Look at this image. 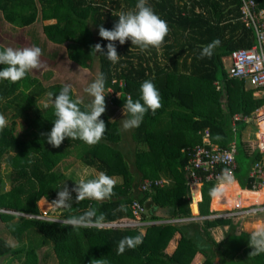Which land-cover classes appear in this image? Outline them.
Instances as JSON below:
<instances>
[{"label": "trees", "instance_id": "obj_1", "mask_svg": "<svg viewBox=\"0 0 264 264\" xmlns=\"http://www.w3.org/2000/svg\"><path fill=\"white\" fill-rule=\"evenodd\" d=\"M255 1L264 8V0ZM136 3L137 0H0V50L15 43L19 35L26 36L30 47H40L49 58L56 54L47 53L46 47H62L69 61L97 76L104 75L105 91L109 86L115 90L105 96L106 112L101 119L107 131L99 143L89 146L79 139L66 138L59 148H53L46 135H41L51 131L55 120L48 93L58 94L65 84L44 82L32 71L17 83L0 81V114L14 113L12 121L0 131V223L4 224L0 260H7V264H40L38 252L44 247L49 249L46 258L51 256L56 264H96L99 259L100 264H191L198 253L205 257L203 264H264V257L250 255V234L230 235L231 244L217 243L212 238L210 229L231 225L230 220L156 223L193 217L188 198L189 173L185 168L193 148L204 144L206 132L212 143L226 147L236 142L238 150L235 180L241 187L235 182L230 187L238 188L235 193L216 198V209H233L250 199L242 189L254 190L248 175L264 155L238 140L245 122L232 127V119L235 114L251 116L264 105V98L255 97L254 90L243 81L229 78L222 61L233 51L255 44L253 31L240 20L241 0H148L169 27L163 46L141 52L131 41L124 45L117 41L121 58L112 64L106 57L109 42L99 36V27L111 30L118 22V14L135 11ZM7 30L17 34H8ZM217 40L219 45L211 57L200 58L202 48ZM97 43L105 55L92 50ZM22 47L25 46L17 43L16 49ZM3 67L0 65V70ZM145 80L155 84L163 106L155 115L148 112L140 126L128 131V135L121 125L124 115L114 117L123 110L127 97L134 101L140 98V85ZM71 95L78 99L73 89ZM42 99H47V108ZM91 99L80 100L82 110L87 109ZM19 123L23 131L17 133ZM247 127L255 132L250 137H246ZM247 127L243 140L259 142L258 126ZM73 154L89 169L116 178L115 195L77 204L76 193L72 192L71 208L57 209L55 219L41 218L40 201L52 203L57 189L67 185L71 191L76 186L78 181L61 167ZM3 164L6 170L2 169ZM95 177L89 175L85 180ZM147 179H163L167 183L143 190L141 185ZM217 183L203 182L202 217L211 215L209 191ZM200 198L199 188L198 201ZM135 200L146 207L143 221L151 225L98 226L131 218L130 205ZM89 209H96L97 215L102 213L105 219L79 228L63 224ZM159 210L166 211L165 215L156 214ZM177 233L181 235L178 246L168 255L165 250ZM137 235L143 238L141 245L117 254L123 237ZM237 246L244 247L245 258L235 260ZM218 256L220 262H216Z\"/></svg>", "mask_w": 264, "mask_h": 264}, {"label": "clouds", "instance_id": "obj_2", "mask_svg": "<svg viewBox=\"0 0 264 264\" xmlns=\"http://www.w3.org/2000/svg\"><path fill=\"white\" fill-rule=\"evenodd\" d=\"M135 11L121 12L118 14V22L109 30L99 27V36L109 43L107 44V59L116 64L121 56L118 55L115 42L124 45L126 41H131V45L137 47L141 52L150 48L159 50L169 33V27L165 20L157 15L148 0H137ZM219 45V41H214L202 48L200 58L211 57L214 47ZM96 53L104 54L101 44L94 45L92 50ZM105 55V54H104ZM42 49L38 46L22 47L14 49L5 47L0 50V81L17 83L26 78L27 74L41 67ZM106 80L103 74L85 88V92L92 97L86 110L80 107L81 101L72 98L71 85H64L58 94L48 93L50 103L54 107L55 120L53 127L46 135L47 143L53 148H59L66 138L71 140L79 139L89 146L99 143L107 126L101 116L106 112L105 101ZM54 97V99H53ZM49 106L45 104V108ZM163 106L159 90L151 80H145L140 85V98L133 100L127 97L123 105L122 129L130 131L138 128L143 122L148 112L155 115L157 110ZM113 122L110 120V123ZM7 127V120L0 114V131ZM235 177L228 169H224L218 177V184L209 191L212 198H220L234 184ZM116 180L104 172H100L95 178H81L75 183V187L69 191L67 185L57 189V198L52 202V206L58 209H69L72 207V192L76 193L75 203H80L86 199L103 201L111 199L115 195L114 187ZM124 210V206H121ZM105 219L104 214L97 215L96 209H89L78 217H71L63 221L65 226L72 228L87 227L91 224L100 223ZM143 243L141 235L123 237L117 245V254H123L127 249H135ZM249 247L252 249L251 256L264 254V223H257L255 229L249 235ZM92 264V262H91ZM100 264V259L96 260Z\"/></svg>", "mask_w": 264, "mask_h": 264}, {"label": "built area", "instance_id": "obj_3", "mask_svg": "<svg viewBox=\"0 0 264 264\" xmlns=\"http://www.w3.org/2000/svg\"><path fill=\"white\" fill-rule=\"evenodd\" d=\"M240 20L244 26L253 31L255 35V44L248 49H238L223 58V64L229 78L243 81L248 88L254 90L255 97L264 98V8H260L255 0H241ZM257 121V125L264 121V105L257 109L251 116L235 114L232 119L233 126L237 122L244 121L246 124ZM253 148L258 149L259 153L264 155V134H261L259 142L253 143L245 140ZM203 145L193 148L190 154V160L186 166L189 173V198L192 203L191 195L196 186L200 189L204 181L218 182V177L224 169H228L235 177L238 161V150L236 142H231L226 147L219 146L211 142L209 133L206 132L203 139ZM249 178L253 180V187L260 189L264 186V159L256 162L249 173ZM166 180H145L141 187L143 190H151L153 187H163ZM132 211L131 218H122L110 223H100V228H136L151 225L150 222H144L143 216L147 213L145 206L139 201H133L130 205ZM236 212L225 214V217H234L241 214L246 215H264V204L251 206L242 210L236 209ZM198 220L193 218H173L156 223L178 224L188 221Z\"/></svg>", "mask_w": 264, "mask_h": 264}, {"label": "rangeland", "instance_id": "obj_4", "mask_svg": "<svg viewBox=\"0 0 264 264\" xmlns=\"http://www.w3.org/2000/svg\"><path fill=\"white\" fill-rule=\"evenodd\" d=\"M7 28V27H6ZM8 31V30H7ZM8 34H17L8 31ZM21 37H17L15 39V43H11L8 45L9 47L12 46V48L16 49L17 43L25 46V47H30L29 46V39L27 37H23L22 35H19ZM31 45V44H30ZM43 45V44H42ZM7 46V47H8ZM44 48V46L42 47ZM65 49L59 46L52 45L49 47H46V52L54 53L56 54L55 58H49L47 57V54L41 56V67L39 69L33 70V74H38L40 77H42L44 82H58L61 84H67L71 85V88L74 90V93L76 94V97L83 102V100H89V95L85 92V88H87L97 77L96 72L94 71H89L86 69L80 68L78 65L72 63L69 61L67 58H65L64 55ZM113 90V91H112ZM115 93V90L112 89L110 86L107 87L105 94L106 96H109L110 94ZM112 96V95H111ZM44 99H42L43 101ZM45 104L47 103V99L44 100ZM45 104H43L45 106ZM14 113L12 111H9L8 113L4 114L7 124L12 121ZM123 116V110H120L116 113L114 118H121ZM124 119L121 118V120ZM252 124L257 125L256 120H252ZM22 124L19 123L17 127V133L22 132ZM122 125V121H121ZM259 127V126H258ZM248 128V127H247ZM260 128V127H259ZM247 130V129H246ZM128 132V131H126ZM254 130L251 128H248L246 131V137H250V135L254 134ZM129 135V132H128ZM127 135V136H128ZM240 139V136L238 138ZM238 160V159H237ZM62 169L65 171L67 175L72 176L75 180L79 181L81 178H88L89 175L97 176L98 173L94 169H89L87 166H84L73 154L71 157L65 159L61 163ZM2 169L6 170L5 165H2ZM8 188V184L7 187ZM195 191H193L194 194ZM192 194V195H193ZM191 195V196H192ZM197 195L199 197V190L197 192ZM214 204L216 201V198L214 199ZM212 200V202H213ZM52 203L45 202L44 200L39 202V208L41 211V218L44 219H55L57 218V209L54 206L51 205ZM211 203V207L215 211H221L217 210L215 205ZM234 209H240V207H234L233 209L225 210V211H230ZM56 212V213H55ZM166 211H158L157 214L160 216H164ZM224 212V211H223ZM220 212V213H223ZM56 214V215H55ZM4 228V224L1 225L0 223V232ZM170 244V243H169ZM168 248V247H167ZM171 249V248H169ZM168 251V249H167ZM49 252V249L47 247L41 248L38 252L39 259H40V264H56L55 260L50 256L46 258V254ZM166 252V250H165ZM168 253V252H167ZM46 258V259H45ZM0 264H7V260H0ZM13 264H21L19 261H14Z\"/></svg>", "mask_w": 264, "mask_h": 264}, {"label": "crops", "instance_id": "obj_5", "mask_svg": "<svg viewBox=\"0 0 264 264\" xmlns=\"http://www.w3.org/2000/svg\"><path fill=\"white\" fill-rule=\"evenodd\" d=\"M223 102H225V99H223ZM249 124H252V122H250ZM247 125L248 124L245 123L244 128L240 132V139H241L242 142L245 141L242 138V133H243V130L247 127ZM252 125H255V124H252ZM232 127H234L233 123H232ZM259 131H260V129H259ZM259 131H258V133H259ZM114 179L116 180V178H114ZM236 182L239 185L238 181H236ZM230 187L224 193V196H230V195H232L233 193H235L238 190V188H234L233 189V188H230ZM198 190L199 189H197L194 192V194L192 195V198H193L192 199V203L190 202L191 210L192 209L194 210V206L197 207V204H195V203L199 199V197L197 195ZM242 190L246 193V195H250V199L242 201L238 206H235V207H240V208H242V210L245 211V209H247V208H243V207H249V206H253V205L257 206L259 204L260 205L264 204V189L263 190H259V189H255V190L242 189ZM200 195H201V198L198 201L199 213H200V203L202 201V187L200 189ZM188 198H189V196H188ZM189 200H190V198H189ZM212 200H213V198H211V202H210V206H209V212L211 213L210 216L202 217V216H200V214H197V210H196V212L194 211V213H193V210H192V215H193V217H197L198 218V220H193V222H198V223H201L205 219L214 220V219H220V218H223L225 220L227 219V220H230L232 222L231 225H223V226L221 225V226L214 227V228L210 229V233L212 235V238L217 243L224 242L226 244H231V242L229 241L230 235H234V236L240 237L241 233L250 234L255 229V225L257 223H264V215L263 214H256V215L241 214L239 216H234V217H225V214L230 213V212H236L237 210L234 209V210H230V211H225V210L215 211L211 207V203L214 204V200H213V202H212ZM220 212H223V213H220ZM158 222H161V221H158ZM188 222H191V221H188ZM180 238H181V235L179 233L174 235V237L172 238V240H171V242H170V244H169V246L167 248L168 251L166 249V253L168 252L167 253L168 255H172L173 254V252L175 251V249L178 246V242H179ZM239 247L240 246L236 247L239 251L235 255V260L239 259L240 257H242V258L246 257L245 254L243 253L244 247H241L240 249H239ZM169 248H171V249H169ZM258 256L264 257V254H260ZM204 260H205L204 255L201 254V253H198L191 264H203ZM216 262H220V257L219 256L216 258ZM223 264H225V263H223Z\"/></svg>", "mask_w": 264, "mask_h": 264}, {"label": "bare ground", "instance_id": "obj_6", "mask_svg": "<svg viewBox=\"0 0 264 264\" xmlns=\"http://www.w3.org/2000/svg\"><path fill=\"white\" fill-rule=\"evenodd\" d=\"M257 126H259L258 128L260 129L259 133H258V137H259V140L261 138V134H264V121L261 122L260 124H258ZM200 187L199 186H196V188L194 189V191H196L197 189H199ZM264 189V186L262 188H260L259 190H263ZM251 207V206H249ZM249 207H243V208H249ZM197 210V207L194 206V211L196 212Z\"/></svg>", "mask_w": 264, "mask_h": 264}, {"label": "water", "instance_id": "obj_7", "mask_svg": "<svg viewBox=\"0 0 264 264\" xmlns=\"http://www.w3.org/2000/svg\"><path fill=\"white\" fill-rule=\"evenodd\" d=\"M198 214H200V213H199V206H198Z\"/></svg>", "mask_w": 264, "mask_h": 264}]
</instances>
